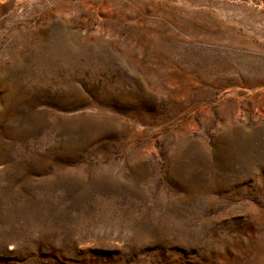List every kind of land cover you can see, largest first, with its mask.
<instances>
[{
  "label": "rangeland",
  "instance_id": "1",
  "mask_svg": "<svg viewBox=\"0 0 264 264\" xmlns=\"http://www.w3.org/2000/svg\"><path fill=\"white\" fill-rule=\"evenodd\" d=\"M0 264H264V0H0Z\"/></svg>",
  "mask_w": 264,
  "mask_h": 264
}]
</instances>
